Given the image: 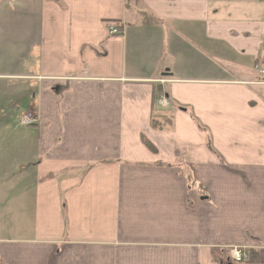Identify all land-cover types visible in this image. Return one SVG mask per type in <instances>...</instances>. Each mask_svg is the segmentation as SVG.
Returning <instances> with one entry per match:
<instances>
[{
    "label": "crops",
    "instance_id": "crops-1",
    "mask_svg": "<svg viewBox=\"0 0 264 264\" xmlns=\"http://www.w3.org/2000/svg\"><path fill=\"white\" fill-rule=\"evenodd\" d=\"M257 66L264 0H0V264H264Z\"/></svg>",
    "mask_w": 264,
    "mask_h": 264
},
{
    "label": "built area",
    "instance_id": "built-area-1",
    "mask_svg": "<svg viewBox=\"0 0 264 264\" xmlns=\"http://www.w3.org/2000/svg\"><path fill=\"white\" fill-rule=\"evenodd\" d=\"M108 32L110 37L113 38L122 37L123 35V30L115 26L109 27ZM256 69L260 72V74L264 76V68L257 66ZM160 82L161 84H164L165 81H160ZM156 104L160 108L167 109L170 107V102L164 94L160 96ZM36 124H38V119L35 116V114L32 112H28L24 114L20 119V125L23 127L34 126ZM231 258L235 263H243L249 260V255L243 248H233L231 250Z\"/></svg>",
    "mask_w": 264,
    "mask_h": 264
},
{
    "label": "trees",
    "instance_id": "trees-1",
    "mask_svg": "<svg viewBox=\"0 0 264 264\" xmlns=\"http://www.w3.org/2000/svg\"><path fill=\"white\" fill-rule=\"evenodd\" d=\"M143 23L144 25H153L156 22L150 17H144ZM151 127L156 131H170L173 127L172 119L166 114H156L151 120ZM144 143L151 151H155V148L146 140H144Z\"/></svg>",
    "mask_w": 264,
    "mask_h": 264
},
{
    "label": "rangeland",
    "instance_id": "rangeland-1",
    "mask_svg": "<svg viewBox=\"0 0 264 264\" xmlns=\"http://www.w3.org/2000/svg\"><path fill=\"white\" fill-rule=\"evenodd\" d=\"M13 103H16L15 102V100H13V101H11V104H13ZM25 107V106H24ZM16 108V106L15 107H11V109H12V114H13V117L11 118V125H12V128L14 129H16L17 131H15V133H18V132H21V130L23 129L22 127L19 129V127H17V125L19 124V122H20V119H21V112L23 111L22 109H21V111H19L18 110V108H16V110H14ZM17 127V128H16ZM0 223H3V220H4V216L5 215H7V214H4V213H2L3 212V206H1L0 207ZM14 215L16 216V217H10V225H15V223H16V221L18 220V219H21L22 217H23V219H25V215H26V213L25 214H15L14 213Z\"/></svg>",
    "mask_w": 264,
    "mask_h": 264
},
{
    "label": "bare ground",
    "instance_id": "bare-ground-1",
    "mask_svg": "<svg viewBox=\"0 0 264 264\" xmlns=\"http://www.w3.org/2000/svg\"><path fill=\"white\" fill-rule=\"evenodd\" d=\"M171 104V103H170ZM162 109H164V108H162Z\"/></svg>",
    "mask_w": 264,
    "mask_h": 264
}]
</instances>
